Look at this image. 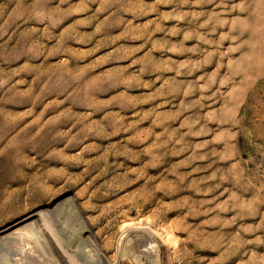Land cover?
<instances>
[{"label": "rangeland", "instance_id": "obj_1", "mask_svg": "<svg viewBox=\"0 0 264 264\" xmlns=\"http://www.w3.org/2000/svg\"><path fill=\"white\" fill-rule=\"evenodd\" d=\"M132 220L264 264V0H0V264H125Z\"/></svg>", "mask_w": 264, "mask_h": 264}, {"label": "bare ground", "instance_id": "obj_2", "mask_svg": "<svg viewBox=\"0 0 264 264\" xmlns=\"http://www.w3.org/2000/svg\"><path fill=\"white\" fill-rule=\"evenodd\" d=\"M144 190V189H143ZM142 191V190H141ZM146 193V192H145ZM136 195V194H135ZM141 197V196H140ZM142 198V197H141ZM149 198V197H148ZM125 200V199H124ZM146 200V199H145ZM147 201V200H146ZM150 201V200H149ZM138 202V201H137ZM126 203V202H125ZM78 205V204H77ZM107 207V206H106ZM137 208V207H136ZM107 210V209H106ZM80 211V210H79ZM169 214V213H168ZM82 215V214H81ZM131 215V214H130ZM84 216V215H83ZM138 216V215H137ZM145 216V215H144ZM130 217V216H129ZM133 217V216H132ZM136 217V216H135ZM142 217V216H141ZM115 218V217H114ZM117 218V217H116ZM146 218V217H145ZM26 219H33V222L39 223H48L49 216L43 210H37L32 212V214ZM142 219V218H141ZM140 219V220H141ZM96 220V219H95ZM136 223L132 220V222H126L125 224L126 233L124 241V247L122 257L123 260L128 264H143L141 262L145 261L147 264H163L162 262L169 257V249L166 248V245L171 241L173 234L171 231L163 230L162 231H154L148 225L140 222ZM146 222V221H145ZM185 223V222H184ZM29 225V224H28ZM88 225V224H87ZM124 226V225H122ZM181 226V225H180ZM162 227V226H161ZM164 227V226H163ZM153 228V227H152ZM191 228V227H190ZM155 229V228H154ZM86 230V229H85ZM28 231L34 235L35 241L37 243L43 245H49L54 240L52 235H48V233L42 235L40 231H38L35 227V224L32 226H28ZM49 231V230H48ZM50 232V231H49ZM85 232V231H84ZM125 232V231H124ZM54 233V232H53ZM197 233V232H196ZM89 234V233H88ZM200 234V233H199ZM10 235V234H9ZM29 236V235H28ZM124 237V236H122ZM198 238V237H197ZM32 239V238H31ZM166 239V241H165ZM194 239V238H193ZM200 239V238H199ZM97 240V239H96ZM122 241V240H121ZM92 242V240L90 241ZM89 242V243H90ZM204 242V241H203ZM115 243V242H114ZM96 244H93L96 247ZM172 244V241H171ZM175 244V242H174ZM89 245V244H88ZM119 246V245H118ZM122 246V245H121ZM171 246V245H170ZM57 247V246H56ZM99 249V246H97ZM96 247V248H97ZM169 247V246H168ZM59 248V247H58ZM91 248V247H89ZM82 249V248H81ZM88 249V248H87ZM83 249L80 251V255L84 260L89 262L90 264H110L107 260L101 259L100 261L94 263L92 257L90 256V251ZM97 250V249H96ZM62 251V250H61ZM95 251V250H94ZM61 253V252H60ZM104 253V252H103ZM64 254V253H63ZM121 254V251H120ZM103 255V254H102ZM106 258V257H105ZM121 258V257H120ZM111 259V258H110ZM173 259V258H172ZM65 261V260H64ZM168 261V260H167ZM193 261V260H191ZM7 264H14L10 261ZM10 262V263H9ZM124 263V262H123ZM125 263V264H126ZM2 264H5L4 262ZM71 264V263H70Z\"/></svg>", "mask_w": 264, "mask_h": 264}]
</instances>
